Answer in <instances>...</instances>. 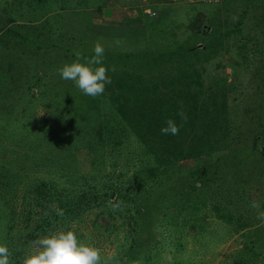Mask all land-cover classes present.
Here are the masks:
<instances>
[{"label": "trees", "instance_id": "1", "mask_svg": "<svg viewBox=\"0 0 264 264\" xmlns=\"http://www.w3.org/2000/svg\"><path fill=\"white\" fill-rule=\"evenodd\" d=\"M250 2L248 0L247 4ZM2 6L5 10L10 8L7 2ZM245 9L241 10L238 20L241 21ZM210 13L207 14L208 20ZM201 14L198 9L183 25L174 22V29L159 28L161 36L168 34L177 43L175 45L167 46L164 38L154 35L152 31L155 29L156 33L157 26L152 25V30L145 36L153 39V44L160 45L155 52L151 51L150 44L145 43L137 54L124 52L109 57L105 53L104 66L109 69L107 75L111 84L106 85L100 96L93 98L83 94L75 82L62 79L58 74L60 79L56 82L57 90L54 89L57 93L48 100L53 108L67 112L70 117L61 126L68 138L62 157L68 161H58L61 168L66 167L63 178L69 181L67 185L39 175L28 176L22 181L20 174L33 171V167H16L18 149L15 145L23 146L26 142L20 141L18 136L24 139L35 127L34 123L28 122L25 112L36 97L34 92L40 91V82L31 77L24 79L23 83L21 77V106L24 109L19 110V114L9 106L13 100L10 95L15 89L14 80L9 79V73L0 74V130H6L3 133L8 139L16 137L19 140L11 141V147L0 141V219H5L0 243L9 248L13 264H19L27 254V247L35 240L54 231L75 230L78 239L86 241L78 226L82 222L84 226L87 218H91L87 225L91 231L103 235L115 245L109 255L111 259L106 257L101 264H155L159 261L160 251L180 249V235L189 232L183 228L184 223L194 224L195 232H198L202 229L201 222L211 213L237 230H242L249 222L260 221L256 218L257 211L250 205L253 201H260L264 207V175L259 178L263 185L247 192L232 186L231 182L223 188L224 176H219L218 183L210 180L206 174L211 164L200 160L202 155L211 156L222 150L234 155L238 151L239 148H232L231 144L238 132L235 106L239 99L235 72L240 65L235 66V72L231 74L225 72L223 52L231 58H239L237 63H244V67L251 61L246 48L242 46V51L241 46L235 48L229 43L222 45L223 51L219 50L217 55L219 58H213L214 42L222 41L223 30L215 23L207 29L208 25L201 24ZM12 17L0 16V45L4 43L9 48L5 51L8 58L4 60L5 66L12 71L26 63L27 69L23 68L29 72L32 63L27 57L21 63L20 60L15 63L11 60L12 55L8 53L18 56L16 50H12L16 44L22 49L31 46L28 49L33 51L43 52L47 48L51 54L60 47V55H57L60 60L55 61L58 72L64 64L76 59V52L84 57L93 55V46L83 42V38H76L72 32L50 30L61 38L68 35L70 43L75 40L83 44L82 48L74 50L73 43L72 46L58 44L53 36L52 39L42 37L43 31L49 32L45 30L44 22L41 25L39 22L27 23L23 32L14 30ZM144 25L139 23L132 26L130 32L122 33L141 36L144 31L140 28ZM199 25L202 28L198 31ZM176 29L191 31L199 38L205 37V41L202 44L197 40L184 41L176 37ZM226 29L227 34L233 36L242 26L231 24ZM244 30L249 31L248 28ZM129 60L130 68L124 69ZM4 63H0V67ZM15 64L20 67L16 68ZM31 71L35 73V66ZM50 77L55 76L50 74ZM43 95L44 92L39 96ZM258 105H261L264 117V103H258L256 108ZM248 109L250 107H244L245 111ZM181 110L187 115L186 123L177 115ZM49 111L50 116H54L52 108ZM169 118L180 126L177 135L161 134L160 129ZM44 119L40 121L43 122L41 133L34 132L36 145L42 146L44 141L50 140L51 127ZM47 158L49 156L31 164H46ZM185 158H193V164L181 165L179 161ZM224 160L221 164L226 170L240 165L236 158ZM243 167L241 165V169ZM109 201H123L122 209L112 211ZM56 207L64 211L62 217L56 214ZM155 234L159 236L151 241ZM260 235L264 237V232ZM248 241L249 249H253L255 237ZM246 254L238 258L236 253L231 264L249 263L252 256ZM255 257L264 264L259 253ZM176 262H180L176 255L162 260V264Z\"/></svg>", "mask_w": 264, "mask_h": 264}, {"label": "rangeland", "instance_id": "2", "mask_svg": "<svg viewBox=\"0 0 264 264\" xmlns=\"http://www.w3.org/2000/svg\"><path fill=\"white\" fill-rule=\"evenodd\" d=\"M247 1L248 0H0V16H13L12 22L14 21L15 24H11L13 25L11 27L20 32L24 31L25 25L33 22H39L41 25V23L44 22V24H46L44 25L45 30L48 29L49 32L43 31L41 34L42 37L46 36L52 39L53 36V40L59 41L58 44L62 43L72 46L73 43L74 47L72 49L74 50L82 48L83 44L80 45L75 40L70 43L69 40H67L68 35H64L63 38L57 36L56 32L58 29L62 32H72L76 38H83V42L86 41V44L91 46H94L97 40H100L105 47V53L111 57L124 52L137 54L147 43L150 44L148 46L151 48V51L155 52V48L160 45L153 44V39L151 41L145 36L147 32L152 30V25L157 26L156 33L155 29L152 33L161 36L158 32L160 27L164 29H174V22L183 25V23L187 22L191 15L194 12L196 13V10L199 9L203 13L199 15L200 19L202 18L201 24H206L205 26L208 25L206 28L210 29L212 23H215L223 30L222 41L216 40V42H214L216 44L214 50L216 51L214 55H212L213 58H219L217 55L220 52L219 50L223 51L222 45L229 43L235 48L240 46V49H242V46L246 48V55H248V59L251 60L249 61V66L244 67V63H237L239 58H231L227 52H223L225 72L231 74L235 72L234 67L240 65L235 72L237 73L236 95H238L239 99V103L235 106V121L238 123L236 128L238 132L235 134L231 144L232 148L238 147V151L234 155L231 151L222 150L211 156L202 155L200 158L202 162L205 163L209 161L211 164V166H208V172L206 174L210 180H214V182L216 181L218 183L221 180L218 179L219 176L223 175L225 179L223 188L228 187L226 183L228 184L231 182L232 186L247 192L248 189L251 190L255 186L261 187L263 183L259 181V178L264 175V169H262L264 168V117H262L263 111L261 110V105H258L259 107L256 108L258 103H264V0H251L249 4H247ZM5 2L10 4V8L7 7V10L2 6ZM245 7L246 9L241 15L240 21L238 20L239 14ZM208 13H210L209 20L207 19ZM139 23L145 24L140 28L144 31L143 35L140 36L133 33L124 35L122 33L124 31L130 32L132 26ZM237 23L242 26V29L233 36L227 34V26L231 24L237 25ZM200 27L202 28V26L199 25L198 31ZM247 28L249 31L244 30ZM50 30L56 32H51ZM176 31V37L184 41L190 42L197 40L198 44H202L205 41V37L199 38L191 31L180 32L179 29H176ZM161 37L164 38L167 46L177 44L172 37L166 33L165 36L163 35ZM22 45L26 46L27 43L22 42ZM26 47L22 49L16 44L15 49L13 48L12 50H16L18 56L16 57L14 53L8 54L9 56L12 55L11 60H13L14 63L16 60H20L18 62L21 63V60L27 57V60L32 62L29 66V72L25 70L27 69L25 66L27 65L26 63L20 64L22 68L18 64H15L16 68L20 67L17 68V71H15V69L12 71L9 67L5 66L6 62L4 59L8 58L5 51L9 48H6L4 43L0 45V63L2 65L5 62L4 66L0 67V74L5 75V73H9L11 75L9 79L14 80L12 83L15 84V89L10 95L13 100L9 106L14 108L15 112L18 110L17 112L20 114L21 112L19 110L24 109L23 106H21V99L23 97V93L21 92V77L22 81L34 77L40 82V91L34 92L36 93L34 95L36 97L30 101L28 110L25 112L29 119L28 122L34 123L35 127L34 129H30L24 139L17 135L20 141L25 140L26 143L23 146L15 145L18 149L15 164H17L16 167L20 165L33 167V171L30 170L27 173L20 174L22 181L28 179V176L39 175L54 178L58 183L67 185L69 181L63 178L64 173L66 174V172H64L66 167L61 168L58 161H68L62 157L63 146L65 140L68 141V138L63 134L61 126L70 120V117L67 115V112H62L57 107H54V109L48 100L53 97V93H57L54 89L57 90L58 85L56 82L59 81L60 78L57 77L59 72L56 71L58 64H55V61L57 58L60 60L57 56L60 55V47L57 48L53 54L48 53L47 48L41 52L28 49L31 46L28 48ZM123 62L124 60H122L121 63ZM130 65L131 61H126L123 68L128 69ZM23 66H25V69ZM34 66L35 73L33 74L31 69ZM50 74L55 77L51 78ZM227 78L229 79L230 76L228 75ZM23 83L25 82L23 81ZM42 92H44V95L40 97L39 95ZM230 92H233V90ZM1 94H3V91ZM1 96L2 95H0V97ZM24 96H26V94H24ZM246 106L250 107L247 111L244 110ZM50 108H52V112L55 113L52 117L49 113ZM26 116L24 115V118ZM43 118L48 120L47 123L51 127V135L50 137L48 136L50 140H47V142L44 141L41 146L40 144L36 145L37 139L33 136H35V131L36 133H41L43 122L40 121H42ZM6 127L8 128V126ZM3 132H6V130H3ZM3 132L0 130V133ZM13 140L16 142L19 141L16 137H12V140L8 139L7 135L4 133L0 135V141L8 147L12 146L11 141ZM47 156H49V158H47L46 164H31V162L39 161ZM29 157H31V159H29ZM235 158L240 165L234 166L233 169L226 170L225 165L221 164L223 159L232 161ZM179 162L184 167H188L193 164L194 159L185 158L181 159ZM241 165L244 166L242 169ZM260 173L261 175H259ZM211 186H213V182ZM21 188H23V186ZM262 208L264 209V207ZM90 220L91 218H87L84 226H82L83 222L79 223L78 229L84 232L86 241H91L96 247L101 249L102 263L105 258L109 257L112 253V249L115 245L110 240L104 239L103 235H96V231H91L90 227H87ZM4 222V218L0 219V235H2V231L4 230ZM197 223H200V221ZM200 225L202 229L195 232L197 229H195L194 224L190 222L184 223L183 228L189 232L186 235H180L178 239L180 249L174 252L160 251L158 253L159 261L155 264H162V260L172 255H176L180 261L175 264H231V260L236 253L238 254L237 257L241 258L245 256L247 252V256H252L250 257V262L247 264H263L261 259L255 256L259 253V256L264 258V237L260 235L264 232V222L259 221L254 224L249 222L246 226L244 224L242 230H237L234 229L232 224L222 222L211 213ZM253 229L254 233H252ZM158 236V234L152 235L151 241ZM254 237L255 244H253V249H249L250 244L248 240H250V238L252 240ZM32 245H29L27 249L25 248L27 250L25 253L30 251Z\"/></svg>", "mask_w": 264, "mask_h": 264}, {"label": "clouds", "instance_id": "3", "mask_svg": "<svg viewBox=\"0 0 264 264\" xmlns=\"http://www.w3.org/2000/svg\"><path fill=\"white\" fill-rule=\"evenodd\" d=\"M104 54L105 47L97 40L93 46V55L84 57L76 52V59L64 64L59 74L62 79L75 82L83 94L93 98L100 96L106 85L111 84V78L107 75L109 69L104 66ZM177 115L184 123L187 122V115L182 110ZM179 130L180 126L172 118L167 119L165 126L160 129L163 135H177ZM123 203L109 201L112 211L121 210ZM250 207L257 211L256 218L264 222L262 202L253 201ZM56 214L62 217L64 211L56 207ZM11 256L7 245L0 243V264H13ZM19 264H101V249L91 241L78 239L75 230L54 231L35 240Z\"/></svg>", "mask_w": 264, "mask_h": 264}]
</instances>
